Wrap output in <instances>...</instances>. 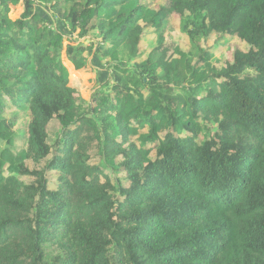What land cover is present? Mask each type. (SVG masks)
Returning <instances> with one entry per match:
<instances>
[{
	"label": "trees",
	"instance_id": "obj_1",
	"mask_svg": "<svg viewBox=\"0 0 264 264\" xmlns=\"http://www.w3.org/2000/svg\"><path fill=\"white\" fill-rule=\"evenodd\" d=\"M19 2L0 0V264H264V0H22L16 26ZM90 52L108 76L84 99L64 64Z\"/></svg>",
	"mask_w": 264,
	"mask_h": 264
},
{
	"label": "rangeland",
	"instance_id": "obj_2",
	"mask_svg": "<svg viewBox=\"0 0 264 264\" xmlns=\"http://www.w3.org/2000/svg\"><path fill=\"white\" fill-rule=\"evenodd\" d=\"M23 3L22 0H20V2L18 4H10V11H9V18L11 20L14 21V23L16 24V26H20V25H24V26H28L29 24H31L30 19L27 20H23L20 18L21 13L23 12ZM40 7H37V10L40 11V13L46 17L49 21H55L56 17L52 14L49 15V13L47 12H42V9L40 10ZM59 25V24H58ZM177 19H173V31L176 33L177 31ZM147 39L150 40L153 37L152 34V30L148 31L147 33ZM73 38H76L75 33L72 34ZM84 39H82L81 41H83ZM152 40H150L149 44H146L144 46L145 49H147L150 46L154 45V42H152ZM151 43V44H150ZM236 42L232 41L230 42V47H234V44ZM66 44V43H65ZM241 48H243V45L239 44ZM182 48H186L185 45L181 44ZM231 53L230 52H226L225 55L227 56V60H229L231 58ZM90 58H89V63L87 64V66L80 70V71H76L74 72L73 70H70L69 66H70V62L68 63L67 61H65L64 64V70L66 72L67 78H68V85L70 87H73L77 90V92L80 93L81 97L84 99H88L89 96L91 95V93H93L98 85L100 83H102L106 77L108 76V73L103 70L102 67L98 66V62L96 59L92 58V52H90ZM216 58H221L222 55L220 53H216ZM63 57L65 58L64 52L62 53V60ZM67 60V59H66ZM64 63V62H63ZM72 65V64H71ZM73 66V65H72ZM21 116V113L18 114V118ZM25 126H26V122L25 119H21L20 121H18L17 123V128L19 130L18 134H17V138H16V144L21 146V141H23V139L26 136V131H25Z\"/></svg>",
	"mask_w": 264,
	"mask_h": 264
}]
</instances>
